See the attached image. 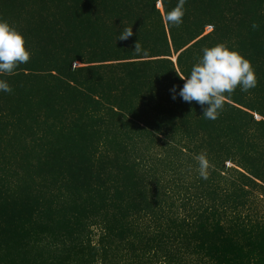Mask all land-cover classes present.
Wrapping results in <instances>:
<instances>
[{"label":"trees","instance_id":"obj_1","mask_svg":"<svg viewBox=\"0 0 264 264\" xmlns=\"http://www.w3.org/2000/svg\"><path fill=\"white\" fill-rule=\"evenodd\" d=\"M177 4L0 0L31 53L0 74V264H264V0ZM218 43L258 84L209 120L179 77Z\"/></svg>","mask_w":264,"mask_h":264},{"label":"clouds","instance_id":"obj_2","mask_svg":"<svg viewBox=\"0 0 264 264\" xmlns=\"http://www.w3.org/2000/svg\"><path fill=\"white\" fill-rule=\"evenodd\" d=\"M186 0H178V4L170 11H166L163 20L166 24L179 27L183 22ZM158 8L163 7V0H157ZM253 30L260 25L253 22ZM133 35L132 27L124 28L118 40L125 41ZM134 53L147 56L148 52L137 40ZM202 56L192 66L188 76H180L184 81L178 95L184 102H195L202 107L203 117L216 120L223 110L226 100L235 92L237 87L241 91L249 92L257 84V76L251 62L238 51L229 50L218 43L212 47L202 48ZM31 53L26 48L24 36L7 21H0V74L11 75L19 65L29 62ZM174 85L170 92L175 93ZM0 90L11 93L13 89L4 80H0ZM176 98L175 95L172 96ZM206 106V107H205ZM198 161V172L202 179H208V169L212 167L207 154L201 152L194 157Z\"/></svg>","mask_w":264,"mask_h":264}]
</instances>
